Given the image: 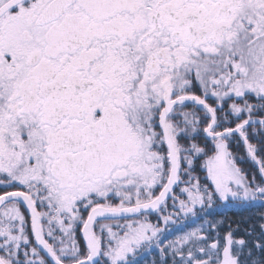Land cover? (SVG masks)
Listing matches in <instances>:
<instances>
[{
    "label": "snow or ice",
    "instance_id": "obj_1",
    "mask_svg": "<svg viewBox=\"0 0 264 264\" xmlns=\"http://www.w3.org/2000/svg\"><path fill=\"white\" fill-rule=\"evenodd\" d=\"M254 112L264 114V0H0V264H135L164 229L128 217L163 213L170 196L176 207L180 183L183 217L214 198L264 201L228 143L242 138L264 181L247 135L264 126ZM203 231L169 242L172 264H248L233 248L245 240ZM253 246L264 252V232Z\"/></svg>",
    "mask_w": 264,
    "mask_h": 264
},
{
    "label": "trees",
    "instance_id": "obj_2",
    "mask_svg": "<svg viewBox=\"0 0 264 264\" xmlns=\"http://www.w3.org/2000/svg\"><path fill=\"white\" fill-rule=\"evenodd\" d=\"M249 143L254 145L259 152L258 157L264 159V132L261 133H248ZM231 143V150L236 154L237 158L241 159L238 164L242 167L241 169L251 180L255 176V182L257 184L264 183L261 180V174L258 171V166L254 162H246L245 154L247 152L246 145L242 138L235 134ZM243 161V162H242ZM237 164V165H238ZM197 166L201 169L203 165L198 163ZM206 175V171L193 172L195 177H203ZM251 178V179H250ZM186 179V177H185ZM200 179V178H199ZM201 183L202 180H200ZM186 196L184 197V199ZM200 206L197 205L196 216L189 215L185 217V222H190L191 225L188 229L184 227V234L195 230L196 228H203L204 231L209 229L213 232L210 237L214 238H225L226 234L231 232L233 240L238 241L240 239L245 240L246 246H240L234 244L233 248H244L241 258L248 261V264H264V252L259 248H255L253 245L264 232L261 225H264V201H243V200H232L222 201L218 198H214V202L210 207H205L203 210L198 209ZM206 224H212L213 227L206 228ZM205 225V226H204ZM249 250L251 256H248Z\"/></svg>",
    "mask_w": 264,
    "mask_h": 264
},
{
    "label": "flooded vegetation",
    "instance_id": "obj_3",
    "mask_svg": "<svg viewBox=\"0 0 264 264\" xmlns=\"http://www.w3.org/2000/svg\"><path fill=\"white\" fill-rule=\"evenodd\" d=\"M194 94L196 95H201V92L199 90V88H194L193 89ZM207 102L212 105L213 107H217V103L214 100V98L209 97ZM251 103H256L255 100L250 101ZM189 106L187 108L184 109V111L187 112H196L198 116L203 117V112H201L200 108H193L191 106V102H186ZM225 111H228V106L226 105L225 107ZM222 115V114H221ZM246 115V114H245ZM256 119L257 121L260 119H264V114L260 113V112H254L253 114V120ZM229 126L231 127H235V123H236V118L234 116H230L229 117ZM264 132V126L256 123L253 124L251 127L248 128V133H261ZM182 144H187L189 143V141L186 140H181L180 141ZM196 143H199L202 147L205 146V139H204V135L201 134L200 138H198L196 141ZM212 142H211V138H207V149L210 151L212 149L211 147ZM211 154V152H210ZM204 162V158H197V164L201 163V165H203ZM197 164L195 165V168L197 172H205L206 170L202 167L201 169L197 166ZM182 167H184V165L182 164ZM198 177V176H197ZM205 177L206 175H204L203 177L199 176L198 178H200V180H202L203 183H205ZM182 179H185V177L182 176ZM207 183H209L210 185V181H208ZM186 186L184 183H180L177 185L173 186V194L178 198L176 201V207H173V199L171 198V196L169 197V199L167 200V207L164 209L163 213H159L156 211H150L146 214H139L136 216H132V217H128L129 219H138L141 222H144L145 220L153 225H158L160 228L164 229V231H162L161 233L158 234L159 236V240L161 242L160 247L164 248L165 251L164 253L161 252L160 247H157L155 242L149 244L148 246H142L137 253L134 256H131L130 259H132L135 264H172V252L169 249V242L170 241H175L177 239V237L184 235V227H187V229L193 225L190 222H185V217H183V213L179 212V200L183 199L184 200V196H187L186 193H184L182 191V189ZM5 189V186H0V194H3ZM9 191H16L18 189L16 188H12V187H8ZM156 194L158 195V192H156ZM113 203H117L118 200H114L112 201ZM21 211L23 212V214L25 215V217H29L30 213L29 211L26 209V207L24 205H21ZM200 209V207L198 208ZM41 211H43L44 209H40ZM169 213H172V219L175 221V223H169V225L166 227L163 223V216L167 215ZM85 218H86V213H85ZM100 219V222H104L102 220V218H98ZM125 222L124 218L121 219V223ZM206 228H209V225L206 224ZM98 226L97 225V230H98ZM205 226V225H204ZM115 230V228H114ZM30 231V229H29ZM213 234L212 231H210L209 229H207L206 231L202 232V235L205 236L206 238H208L210 241L213 239H216L214 237H210V235ZM31 238V237H30ZM76 238L80 243L81 249L82 251L85 248V242L83 240L82 237V233L80 231H77L76 233ZM219 241L221 244H223L225 242V238H219ZM234 246V245H233ZM187 247V246H185ZM42 255H46L45 253H41ZM0 255H3L2 252H0ZM32 257H29V259H31ZM176 259H180V257H176Z\"/></svg>",
    "mask_w": 264,
    "mask_h": 264
},
{
    "label": "rangeland",
    "instance_id": "obj_4",
    "mask_svg": "<svg viewBox=\"0 0 264 264\" xmlns=\"http://www.w3.org/2000/svg\"><path fill=\"white\" fill-rule=\"evenodd\" d=\"M254 121H257L256 119H254ZM250 134V133H249ZM232 141H234L233 140V138L232 139H230L229 140V151L232 153V155L236 158L235 159V162H236V164H238V162H241V159H240V161H239V159L237 158V156H236V154L231 150V143H232ZM211 147L213 148V145H211ZM246 148H247V146H246ZM256 148V147H255ZM257 149V148H256ZM257 151L259 152V150L257 149ZM257 152V153H258ZM258 158H260V159H262L261 157H258ZM245 161L246 162H251V159L248 157V155H247V152H246V154H245ZM243 162V161H242ZM253 162V161H252ZM255 164V163H254ZM256 165V164H255ZM239 168H242L239 164L237 165ZM257 166V165H256ZM242 170V169H241ZM242 172H244L243 170H242ZM244 173H246V171L244 172ZM251 179V178H250ZM185 197V196H184ZM184 200H187V196H186V198L184 199Z\"/></svg>",
    "mask_w": 264,
    "mask_h": 264
}]
</instances>
